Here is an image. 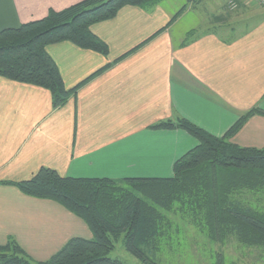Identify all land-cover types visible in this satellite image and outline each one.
Returning <instances> with one entry per match:
<instances>
[{
  "label": "crops",
  "instance_id": "1",
  "mask_svg": "<svg viewBox=\"0 0 264 264\" xmlns=\"http://www.w3.org/2000/svg\"><path fill=\"white\" fill-rule=\"evenodd\" d=\"M82 1L0 0V31ZM168 1L150 10L125 6L91 25L107 56L68 42L48 45L65 87L79 86L59 108L47 90L0 77V245L13 238L42 262L72 238H92L86 223L56 201L3 182L27 180L42 167L71 178H168L198 142L182 129L151 126L184 118L221 137L249 110L264 113V4L231 0L236 20L227 37L206 31L185 40L198 24L180 22L199 0L170 25L182 5ZM230 141L264 148V114L249 117Z\"/></svg>",
  "mask_w": 264,
  "mask_h": 264
},
{
  "label": "trees",
  "instance_id": "2",
  "mask_svg": "<svg viewBox=\"0 0 264 264\" xmlns=\"http://www.w3.org/2000/svg\"><path fill=\"white\" fill-rule=\"evenodd\" d=\"M162 1L85 0L39 21L1 30L0 77L47 90L52 107L59 108L79 86L65 87L46 47L68 42L107 56V45L90 31L91 25L113 19L125 6L150 10ZM186 8L183 5L168 25ZM254 114L264 113L249 110L221 137L184 118L151 126L182 129L198 142L173 164L168 178H71L42 167L27 180L3 182L28 196L56 201L86 223L92 238H72L42 262L33 261L9 238L0 245V264H123L109 256L119 240L141 264H161L156 256L176 222L190 225L212 243L234 239L242 246L264 249V148L230 141ZM180 229L175 225L176 232ZM213 264H225L221 253Z\"/></svg>",
  "mask_w": 264,
  "mask_h": 264
},
{
  "label": "rangeland",
  "instance_id": "3",
  "mask_svg": "<svg viewBox=\"0 0 264 264\" xmlns=\"http://www.w3.org/2000/svg\"><path fill=\"white\" fill-rule=\"evenodd\" d=\"M176 1L169 0L168 2L174 5ZM229 1L231 0H199L179 26L198 24L194 32L214 31L218 35L227 37L228 23L236 20L235 13H228L230 11L227 6ZM194 2L195 0H190L191 4H188L187 1L181 0V5L190 7ZM225 14H228L227 18ZM219 16L226 18L225 23L216 22L217 20L212 22L213 18ZM251 199V197L248 198L252 201ZM261 205H264V202ZM175 225L181 227L178 232L175 231ZM175 225L168 234L169 241L168 239L164 241L156 256V260L161 264H213L218 253L223 255L225 264H264V249L262 248L245 247L234 239H230L226 244L212 243L204 236L198 235L195 229L186 223L176 222ZM109 256L120 260L123 264H141L125 251L122 240L115 244Z\"/></svg>",
  "mask_w": 264,
  "mask_h": 264
},
{
  "label": "built area",
  "instance_id": "4",
  "mask_svg": "<svg viewBox=\"0 0 264 264\" xmlns=\"http://www.w3.org/2000/svg\"><path fill=\"white\" fill-rule=\"evenodd\" d=\"M254 4H256V5H262V4H264V0H251ZM228 8L229 9H236L237 8V4H236V2H234V1H230L229 2V4H228Z\"/></svg>",
  "mask_w": 264,
  "mask_h": 264
}]
</instances>
